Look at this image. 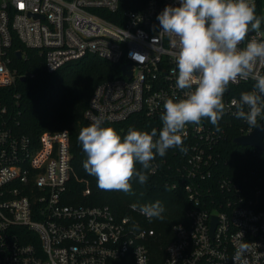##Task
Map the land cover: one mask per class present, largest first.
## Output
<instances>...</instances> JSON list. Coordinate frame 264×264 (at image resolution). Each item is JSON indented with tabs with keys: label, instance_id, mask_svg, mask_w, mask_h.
<instances>
[{
	"label": "built area",
	"instance_id": "1",
	"mask_svg": "<svg viewBox=\"0 0 264 264\" xmlns=\"http://www.w3.org/2000/svg\"><path fill=\"white\" fill-rule=\"evenodd\" d=\"M249 2L256 6L257 0ZM175 4L178 0H0V264H154L148 242L159 234L150 221L132 203L121 213L106 204L72 202L69 132L43 131L33 138L14 129L1 90L31 76L9 66L16 36L43 56L48 73L86 55L119 64V76L93 89L83 113L87 122L95 117L121 122L135 113L160 120L165 100L185 94L173 75L178 49L157 20L166 5ZM250 40L264 41V21L238 47ZM123 65L130 66V76L122 73ZM254 75H264V61L229 83L217 125L207 118L185 125L186 153L169 148L150 162L151 173L172 168L167 181L171 188L183 183L190 203L185 219L171 226L157 264H264V169L232 170L220 147L226 127L239 123V136L254 129L235 116L232 103L252 90Z\"/></svg>",
	"mask_w": 264,
	"mask_h": 264
},
{
	"label": "clouds",
	"instance_id": "2",
	"mask_svg": "<svg viewBox=\"0 0 264 264\" xmlns=\"http://www.w3.org/2000/svg\"><path fill=\"white\" fill-rule=\"evenodd\" d=\"M157 20L160 31L178 49V71L173 75L176 88L185 94L165 100L159 131L130 126L122 139L113 127L103 126V117H95L80 130L78 141L87 153L84 170L96 177L102 190L131 193L134 176L141 184L147 181L144 172L136 170L137 163L148 169L155 155L162 157L169 148L186 153L181 135L185 125H198L202 118L217 125L225 113L222 98L229 83L249 76L258 60L264 61V41L250 40L245 47H238L264 20L249 0H178V4L166 5ZM252 78V90L242 92L232 103L237 109L235 116L256 128L264 120V75ZM132 210L149 221L163 219L159 201L133 204Z\"/></svg>",
	"mask_w": 264,
	"mask_h": 264
},
{
	"label": "trees",
	"instance_id": "3",
	"mask_svg": "<svg viewBox=\"0 0 264 264\" xmlns=\"http://www.w3.org/2000/svg\"><path fill=\"white\" fill-rule=\"evenodd\" d=\"M124 6L121 4L120 10ZM255 12L257 16H264V0H257ZM105 17L114 20L110 15ZM17 50H21L25 57L17 58ZM8 55L11 58V69L16 68L19 73L26 71L31 74L24 80L16 78L12 86L1 90L2 101L9 109L6 117L8 124L33 138L43 131L65 129L69 132L72 175L68 194L72 202L87 205L106 204L113 210L124 213L130 203L140 206L159 201L164 208L163 219L153 218L149 222L159 235L157 239L148 242V248L152 262H160L171 238V226L185 219V211L190 206L184 184L179 182L175 188H171L167 181L172 168L161 166L158 171L151 173L149 168L143 169V166L137 163L136 170L143 171L147 181L141 184L134 176L130 181L131 193H125L100 189L96 177L86 173L83 167L87 153L78 141V135L83 127L91 124L83 118L84 110L98 83L119 76V64L94 55H86L48 73L44 68L43 56L37 50L25 48L16 36L12 38ZM159 123V119L149 118L144 113H135L124 121L105 122L103 126L113 127L123 139L130 126L150 132L151 128H157ZM238 124L225 128L226 137L220 144L221 150H224L222 153L229 159V168H253L262 171L264 153L257 154L249 146L233 143V139L239 136ZM86 188L89 193L84 195L83 190Z\"/></svg>",
	"mask_w": 264,
	"mask_h": 264
},
{
	"label": "water",
	"instance_id": "4",
	"mask_svg": "<svg viewBox=\"0 0 264 264\" xmlns=\"http://www.w3.org/2000/svg\"><path fill=\"white\" fill-rule=\"evenodd\" d=\"M34 17H38V15H33ZM41 17V16H40ZM17 58H21V51L16 52ZM122 73H126L129 76L131 75V71H127V69H130L129 65H123L121 66ZM24 77H20V80H24ZM260 127H256L253 129V131L248 135L238 136L233 139V143L237 145L242 146H251L254 147L257 152L261 153L264 150V124L262 121H260ZM213 227V226H212Z\"/></svg>",
	"mask_w": 264,
	"mask_h": 264
}]
</instances>
